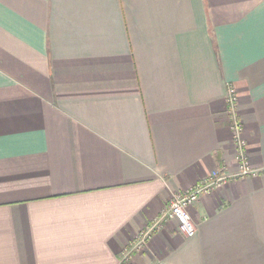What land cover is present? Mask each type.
<instances>
[{
    "label": "crops",
    "instance_id": "obj_1",
    "mask_svg": "<svg viewBox=\"0 0 264 264\" xmlns=\"http://www.w3.org/2000/svg\"><path fill=\"white\" fill-rule=\"evenodd\" d=\"M231 179L149 249L145 226ZM264 264V0H0V264Z\"/></svg>",
    "mask_w": 264,
    "mask_h": 264
},
{
    "label": "built area",
    "instance_id": "obj_2",
    "mask_svg": "<svg viewBox=\"0 0 264 264\" xmlns=\"http://www.w3.org/2000/svg\"><path fill=\"white\" fill-rule=\"evenodd\" d=\"M236 101V92L234 88L229 87L225 99V106L230 120L229 129L237 150V171L233 174L226 173L222 170L213 171L202 181L196 182L188 191L174 195L168 207L162 209L158 217L153 219L150 225L145 226L143 231L135 238L134 243L126 253L123 254V260H126L131 252H143L148 250L155 231L162 228L163 224L168 221H175L177 223V230L185 238L194 237L197 231V225L191 218L190 210L199 198L211 194L231 179L253 176L255 174V171L248 163L245 153V143L241 139L242 126L236 119ZM155 264L165 263L158 261Z\"/></svg>",
    "mask_w": 264,
    "mask_h": 264
}]
</instances>
